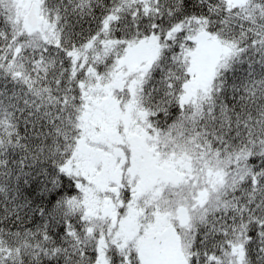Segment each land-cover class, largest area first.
Wrapping results in <instances>:
<instances>
[{"label":"snow or ice","instance_id":"obj_1","mask_svg":"<svg viewBox=\"0 0 264 264\" xmlns=\"http://www.w3.org/2000/svg\"><path fill=\"white\" fill-rule=\"evenodd\" d=\"M0 264H264V0H0Z\"/></svg>","mask_w":264,"mask_h":264}]
</instances>
